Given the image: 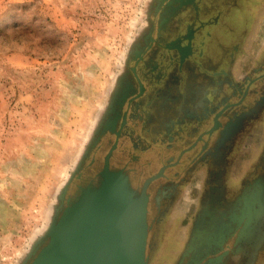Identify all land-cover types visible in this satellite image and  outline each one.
I'll list each match as a JSON object with an SVG mask.
<instances>
[{
  "label": "flooded vegetation",
  "instance_id": "1",
  "mask_svg": "<svg viewBox=\"0 0 264 264\" xmlns=\"http://www.w3.org/2000/svg\"><path fill=\"white\" fill-rule=\"evenodd\" d=\"M234 3L154 0L88 148L60 193L53 220L108 164L124 171L139 192L146 188L155 232L166 203L182 193L175 187L183 172L193 170L204 178L202 211L193 217L188 239L178 218L164 220L155 258L161 264L259 260L264 251V44L254 53L250 76L240 74L238 44L225 49L212 34ZM163 247H172L169 257Z\"/></svg>",
  "mask_w": 264,
  "mask_h": 264
},
{
  "label": "rangeland",
  "instance_id": "2",
  "mask_svg": "<svg viewBox=\"0 0 264 264\" xmlns=\"http://www.w3.org/2000/svg\"><path fill=\"white\" fill-rule=\"evenodd\" d=\"M153 3L0 0V264H26L46 237L60 193L88 148ZM261 4L247 9L243 3L239 13L227 14L221 28L230 44L246 41L261 15L264 19ZM182 175L175 187L182 193L166 203L153 230L150 264H161L154 244L163 223L178 218L188 239L192 219L202 211L204 178L193 170ZM171 248L163 247L168 257ZM240 261L235 257L227 264ZM254 264H264V251Z\"/></svg>",
  "mask_w": 264,
  "mask_h": 264
},
{
  "label": "water",
  "instance_id": "3",
  "mask_svg": "<svg viewBox=\"0 0 264 264\" xmlns=\"http://www.w3.org/2000/svg\"><path fill=\"white\" fill-rule=\"evenodd\" d=\"M148 195L106 164L66 200L26 264H149L154 222Z\"/></svg>",
  "mask_w": 264,
  "mask_h": 264
},
{
  "label": "crops",
  "instance_id": "4",
  "mask_svg": "<svg viewBox=\"0 0 264 264\" xmlns=\"http://www.w3.org/2000/svg\"><path fill=\"white\" fill-rule=\"evenodd\" d=\"M259 0H235V3L232 5V7L230 6V8L226 7L225 9V14L226 16L223 18V20H225L227 18V14L234 10L233 12L239 13V9L240 6L243 5V3L245 4L243 7L244 8H251L254 6L255 2L257 3ZM264 0H261V14L264 13V4H263ZM247 12V10L244 11V13ZM249 13H247L246 15H248ZM233 18V17H232ZM262 15L260 16V21H258V24L255 26V28L253 29V31L249 34L248 33V38L246 37V41H240V45H238V49L237 52L235 54V60L238 62L239 65V69H240V74H242L244 76V74H248L250 75L251 73V68H252V61H253V56L255 51H257L256 49H258L259 45H263L264 44V19L262 18ZM222 20V23H223ZM222 23L220 25H222ZM228 27H230V25H228ZM226 30L223 31V27L221 28V26L218 28L217 30L213 31V37L217 38L216 41L218 40H222L224 41L225 44V49L227 48V44H230V42H228L227 37L225 36L226 34ZM214 38V39H215ZM231 45V44H230ZM249 63V66L247 67L246 71L245 68H243L244 66H246Z\"/></svg>",
  "mask_w": 264,
  "mask_h": 264
}]
</instances>
